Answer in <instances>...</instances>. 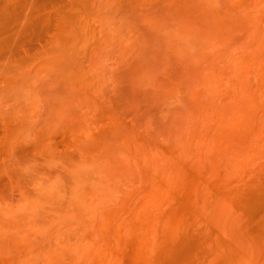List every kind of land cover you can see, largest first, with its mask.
<instances>
[{
  "label": "rangeland",
  "instance_id": "obj_1",
  "mask_svg": "<svg viewBox=\"0 0 264 264\" xmlns=\"http://www.w3.org/2000/svg\"><path fill=\"white\" fill-rule=\"evenodd\" d=\"M0 264H264V0H0Z\"/></svg>",
  "mask_w": 264,
  "mask_h": 264
}]
</instances>
